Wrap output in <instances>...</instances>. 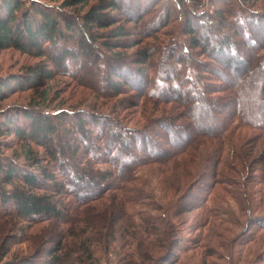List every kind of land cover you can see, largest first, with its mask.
I'll use <instances>...</instances> for the list:
<instances>
[{
    "label": "trees",
    "instance_id": "trees-1",
    "mask_svg": "<svg viewBox=\"0 0 264 264\" xmlns=\"http://www.w3.org/2000/svg\"><path fill=\"white\" fill-rule=\"evenodd\" d=\"M153 1L152 5L161 2ZM247 1L227 0L226 12L209 15L196 6L199 0L175 1L181 36L124 56L98 51L95 43L103 37L98 30L112 28L106 33L116 43H104L103 47L114 50L112 46L121 44L127 36L125 26L131 20L130 11H136L134 16L140 19L155 11L148 19V26L154 28L168 21L170 7L162 13L161 9H151L152 5L141 10L134 8V2L132 9L127 0H98L82 11L90 0H65L53 12L33 1L28 6L21 0H0V49L13 48L47 59L46 65L29 67L25 75L2 80L0 91L34 88L43 82L46 86V81L57 74V64L59 74H70L77 81L91 77L92 82L96 81L92 83L97 87L95 93L100 92L103 99L117 97L128 89L138 97L111 106L110 114L115 119L92 108L89 112L59 108L51 115L22 106L18 107L24 111L19 113L0 111V134L12 135L18 143L15 157L0 155V208L3 210L0 215L13 214L29 224L36 221L59 224L58 238L53 242L50 237L46 238L52 242L46 252L47 264H79L80 257L73 258L71 254L79 251L92 258L94 244L103 243L104 249L109 250L110 242L117 235L125 246H133L132 255L146 260L153 245L174 249L183 238L187 242L193 240L190 237L193 230L207 227L209 232H216V223L242 228L248 238L244 243L251 241L255 227L264 228V213L257 212L259 208L264 210V154L262 161L260 158L248 161L249 155L235 152V159L244 158L242 164L232 163L228 169L234 175L223 173L226 168L221 163L223 135L232 119L234 127L242 125L257 131L253 138L258 139L256 146L264 152V63L258 60L264 56V13L251 11ZM65 8L79 9L73 15L62 11ZM113 12L119 13V17L113 16ZM118 18L123 22L112 27ZM210 26L217 27L213 35L206 32ZM75 30L81 31L80 39L75 38V46L87 60L83 57L78 73H67L68 64L74 59L69 48L72 43L68 41L76 37ZM243 51L247 52L245 56ZM197 52L211 61L204 64L194 58ZM153 56L156 57L152 60ZM214 63L222 69L214 67ZM137 66L145 73L142 80L137 72L135 76L132 73ZM228 73L235 79L251 74V83L258 85L247 88L248 94L241 96L242 103L237 100L235 109L225 115L223 110L230 104L223 103L225 97L218 91L223 93L224 87L230 86L232 79L227 78ZM12 82L17 85L12 87ZM170 83L181 89L176 90ZM215 90L217 94L213 96ZM48 92L49 89L41 92L36 102L44 104ZM148 97L158 102L169 101L174 108L161 111L158 118L141 114L139 120H128L143 111L140 101ZM195 106L213 110L217 118L221 117L219 126L213 130L214 123L203 126L207 130L198 131L194 136L182 132L183 122H193L191 113ZM118 108L122 113L129 112L122 118L129 126L122 119H116L120 117ZM35 146L42 150L43 157L35 153ZM18 158L28 165L21 168ZM145 167L154 168L150 178L143 173ZM250 183L259 186L254 192L257 195L254 205L246 190ZM188 198L190 206L179 208V203ZM96 200H105L108 212L88 213L91 212L89 204ZM156 211L161 213L155 216ZM183 214L187 217L177 222L181 225L176 228L179 231L176 236L173 221ZM133 219L142 224L141 231L150 234L153 241L127 230ZM221 230L227 231L224 226ZM65 239L70 243L66 244ZM128 254L126 264H134Z\"/></svg>",
    "mask_w": 264,
    "mask_h": 264
},
{
    "label": "rangeland",
    "instance_id": "rangeland-1",
    "mask_svg": "<svg viewBox=\"0 0 264 264\" xmlns=\"http://www.w3.org/2000/svg\"><path fill=\"white\" fill-rule=\"evenodd\" d=\"M25 5H28L30 1L35 2L36 4L40 5L41 7L51 9L53 12L59 8H61L62 3L65 0H21ZM98 0H90L88 3V6L85 7L82 11H86L88 7L94 5L97 3ZM129 2V5H133L134 2V8H141L143 10L144 8L150 7L152 4L150 3L151 0H127ZM153 1V0H152ZM155 1V0H154ZM153 1V2H154ZM175 1L181 0H161L159 4H153L151 9H157V10H163L162 13H165L168 8L172 9L171 16L168 19V21H165L163 24L164 26H155L152 28L150 25L148 26L149 22L148 19L152 17V15L155 13V11H152V13H147L143 15V17L136 18L134 15L136 11H130V22L126 24L125 27L128 28L127 36H125L120 43L121 44H114L112 47H114V50H109L105 46L103 47L104 43H116V40L114 38H110V36H107L108 33L106 31L112 29H104V30H98L100 35H103L102 39H98L95 43V48L98 51H101L103 53H119L120 55H132L131 53L135 51H140L144 49L145 47H155L158 45L159 42H166L171 40L172 38H175L176 36H181L179 33L180 29V19L178 17V12L175 9ZM227 0H199V5L196 4L197 7L204 10V12H207L208 15L211 13H217L218 12H226L228 10V4L226 2ZM127 2V4H128ZM28 3V4H27ZM150 3V4H148ZM150 5V6H149ZM247 7L251 11L261 12L264 13V0H248L246 2ZM29 6V5H28ZM132 6V9H133ZM192 8H195V6H192ZM77 10L79 8H76ZM197 9V8H195ZM77 10H74V8H65L62 11H65L69 14L76 15ZM113 16L119 17V13L113 12ZM264 15V14H263ZM138 16V15H137ZM132 17H135L132 19ZM116 19V23L112 26L115 27V25H120L123 22L122 18ZM137 19H139L137 21ZM147 24V25H146ZM156 28V29H155ZM156 30L155 32L153 30ZM214 29L217 31V27H207L206 32L210 35H213ZM178 32H177V31ZM76 32H73V34L76 37H70L71 40L68 42L74 44H69V48L74 54L73 61H70L68 64V68L66 69L67 73H75L79 72L78 70L82 66V60H87V56L85 54H81L80 50H77L76 48V40L75 38L80 39V30H75ZM149 31V32H147ZM174 31V32H173ZM219 31V30H218ZM145 32H147L146 35H143ZM103 33V34H102ZM143 33V34H142ZM79 35V36H78ZM234 38V37H233ZM169 39V40H168ZM103 40V41H102ZM236 40L239 42L240 37H236ZM116 46H119V48H116ZM122 46V47H121ZM126 48V50H124ZM192 51V50H191ZM189 50V53L191 55V52ZM244 52V56L247 54L246 51ZM156 56L152 57V60ZM194 58L199 59L200 61L207 63L211 61L210 59L205 58L203 55H199V52L194 55ZM259 61L264 63V56H261L258 58ZM47 59L44 60V58H36L34 56L19 52L13 48L8 49H0V82L6 78H10L11 76H22L25 75L28 71L29 67L35 66L37 64L46 65ZM128 64V63H127ZM131 64V63H130ZM50 67L51 64H47ZM132 65V64H131ZM56 64L57 74H53L52 78L48 81H46L47 85L45 86L44 82L43 84H37L36 87L31 88L29 86H25L23 89H14L11 92L8 91H0V111H5L10 114V112L19 113L20 111H24L23 109L19 108L18 106L27 107V108H35V110H40L44 114H53L54 111L57 109H72V110H79L83 109L84 111H91V108L94 109L92 111L97 112H104L105 114H110L111 106L114 104L117 105V103L121 104L122 101L127 102L128 98L135 97V94H133L132 90H127L124 94L117 95V97L111 98V99H103L100 94V92L95 93L97 91V87L92 84L95 82L91 81V77L86 76L83 79L75 80L73 79L70 74H59L60 67ZM214 67H217L218 69H222L221 65L218 63H214ZM55 69V70H56ZM138 73L140 76V80L144 79L145 73H141V68L139 66L136 67V70H133L132 73L135 76V73ZM147 73V72H146ZM138 74H136L137 77ZM142 74V75H140ZM79 75V74H78ZM149 75H152L149 71ZM104 76V75H103ZM231 76V84L228 87H224V91H218L220 95H223L225 97V100L223 103H227L229 101V106L223 110V113L226 115L232 111V109H235V103L238 100L242 103L241 96L243 94H248L247 88L251 89V87L254 86V88H257V83H251L252 77L251 74L249 75H242L237 76L236 79L234 78V75H231L228 73L229 78ZM235 79V80H234ZM250 82V83H249ZM167 84V83H166ZM173 85L172 83H170ZM213 84H216L218 87L221 86L220 82L213 81ZM253 84V85H252ZM12 87L17 85V83L12 82ZM176 86V90L181 89L176 84L173 85V87ZM48 92V98L44 104H41V102L37 103V97L41 95L42 93ZM227 90H229L227 92ZM242 91V94L240 95L239 92ZM263 92V91H262ZM163 94V92L161 93ZM217 94V91L215 90L213 92V96ZM222 96V97H223ZM135 98H138L137 96ZM142 98V97H141ZM34 99V100H33ZM34 101V102H33ZM117 102V103H116ZM153 106H152V104ZM59 105V106H58ZM94 105V106H93ZM92 106V107H89ZM140 107L143 108V111L140 112V114H136L134 117H128V120L137 119L139 120V115L143 114L144 117H152L155 116L156 118L161 117L162 112H169L174 107L172 106L169 101L167 102H158L157 100H153L152 98H147L146 100L141 99L140 101ZM121 108L117 109V112L120 111V117H116V119H122L124 115H128L129 112L123 111ZM193 113L192 116L194 117L193 122H183L182 132H186L190 136H194V134L198 131H206L207 129H204L207 125H210L214 123L213 126H211L212 130L215 129L216 126H219L221 122V117L217 118L215 114L213 113V110L211 109H199L197 106L193 107ZM128 111H134L132 109H129ZM162 111V112H161ZM174 114L173 112L171 115ZM112 118L115 119L113 114H110ZM131 115V114H130ZM182 115V113H181ZM222 116V115H221ZM124 122L125 125L129 126L123 119L121 120ZM180 121V120H179ZM234 119H232V122H229V125L227 130L224 132V144L222 147V158L223 161L222 164L225 163V168L223 169V173H226L227 175H234L232 172H230L228 169L233 165L232 163H243V158H240V160L235 159V152L241 151L242 155L247 154L249 155L248 161L253 160H260L262 161V157L264 152L262 150L260 151L259 147L256 145L258 142V139L253 138L254 135L258 134L257 131L254 129H251L250 127L238 125L233 126ZM199 126V127H198ZM204 126V127H203ZM165 127V126H164ZM195 127H198L195 129ZM159 130L162 129V127H158ZM167 130V127L164 128V130ZM165 130V131H166ZM162 132L163 129L161 130ZM170 131V130H168ZM161 133V132H160ZM163 134V133H161ZM248 139V140H247ZM248 141V142H246ZM162 143V142H160ZM163 144V143H162ZM245 144V145H244ZM17 146L18 143L15 142L12 135L9 134H0V155H4L5 157H13L15 153H17ZM16 149V150H15ZM16 151V152H15ZM34 151L38 156H42V150L35 146ZM15 157V156H14ZM18 165H20L21 168L26 167L24 161L22 158H18ZM45 160L43 158L41 159V163L44 164ZM246 162V161H245ZM239 164V165H240ZM238 165V166H239ZM248 165V164H247ZM222 166V165H221ZM31 169V167H29ZM154 168H147L145 167L143 170V173L148 175L147 177L150 178L153 172ZM263 183V182H262ZM261 183V184H262ZM258 184H248L247 186V192L249 194L250 201H252V204H255V200L257 201V195L254 193L255 190L259 189ZM261 187V185H260ZM6 188H9L8 186ZM263 194H264V187L262 188ZM182 190L179 192L178 195ZM203 192L201 191V194ZM254 202V203H253ZM162 205H164L163 202H161ZM179 208H188L190 206V198L187 200H183L179 203ZM90 211L88 213H93L97 210L108 212L106 201L102 200H96L89 204ZM0 212H3L2 208H0ZM260 215L264 213V210L259 208L257 211ZM161 212L156 211L154 215H158ZM175 214V213H174ZM169 215V214H168ZM173 215H169V218L172 219ZM187 217V214L180 215V217L176 218L173 221V228H175L174 235L177 236L179 234V231H176V228H180V223H177L180 219H183ZM133 222V223H132ZM131 224H128L126 226L127 230L132 233H137V237H141L142 239H147L150 241V238L153 241V237L148 233H143L141 231V228L139 225H142L138 220H132ZM264 223V221H262ZM217 227L216 232L218 235H214L216 232H209L207 230V227L200 228L199 230L190 232V237H194L193 240H189L187 242L186 240H180L179 244L174 249H164L161 248H154V245L151 249H149V253L147 256V259L142 260V258H138L135 255H132L130 252L135 253L132 251L133 246L128 245L125 246L122 240L119 239V236H114V240L110 242V248L109 250L104 249V244H94L91 249L93 250V257L88 258L86 254H83L79 251H76V254H71V257H80L79 264H126L125 262V255L128 254L129 259L134 262V264H264V228H261V225L259 228L255 227V233L253 234V237L250 238L251 241L248 243H244L246 240V233L242 232L240 227H230L228 225H221L219 226L218 223L215 225ZM226 228L227 231L221 230L222 228ZM264 226V225H262ZM124 227V225H123ZM132 227V228H131ZM211 227V226H210ZM59 224L57 222H45V221H36L33 224L26 223L22 221L20 218L14 216L13 214H7V215H0V264H10L11 262H21V264H47V256L46 252L48 249L52 246V242L58 238L56 235L58 234ZM162 228V227H161ZM159 228V229H161ZM66 229V227H65ZM213 229V228H212ZM147 230V229H146ZM215 230V229H213ZM177 232V234H176ZM245 233V234H244ZM50 237L51 241L47 240L46 238ZM134 237V236H133ZM132 240L136 241L135 238H132ZM164 239V238H162ZM189 239V237H188ZM248 240V238H247ZM246 240V242H247ZM186 241V242H185ZM200 242V243H199ZM65 243H70L69 239H65ZM133 243V241H132ZM154 243V242H153ZM164 246V245H163ZM73 250V249H72ZM114 250V251H113ZM131 255V257H130ZM146 257V256H145ZM144 257V258H145ZM63 263H66L64 261ZM132 264V263H131Z\"/></svg>",
    "mask_w": 264,
    "mask_h": 264
}]
</instances>
